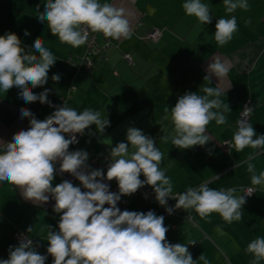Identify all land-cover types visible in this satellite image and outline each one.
I'll return each mask as SVG.
<instances>
[{"label": "crops", "instance_id": "crops-1", "mask_svg": "<svg viewBox=\"0 0 264 264\" xmlns=\"http://www.w3.org/2000/svg\"><path fill=\"white\" fill-rule=\"evenodd\" d=\"M45 2L0 0V35L16 33L29 48L39 37L57 60L49 70L47 84L33 89L37 94L49 89L51 107L39 101L25 103L16 87L7 93L0 92V139L10 141L14 133L28 127L29 120L17 115L21 107L43 119L63 99V104L77 111L90 108L110 120V126L102 134L94 125L86 130L79 141L80 150L102 156L106 149L126 140L128 127L139 128L152 137L164 155L161 168L172 180L174 194L202 183L216 189L236 188L238 195H242L241 189L251 186L244 161L253 150L245 148L237 153L224 143L232 140L246 102L253 108L248 121L258 135L264 134V0H248L247 11L238 9L232 14L226 13L223 0H202L209 5L213 17L205 25L184 13V0H107L132 13L129 19L133 35L130 39L112 40L97 33L100 45L109 44L103 53L93 56L89 70L78 66L84 45L79 48L62 45L47 29L46 22L38 20ZM149 7L156 9L154 14H148ZM231 15L236 16L238 31L231 41L218 46L214 39L216 20ZM155 27L163 29L157 41L144 39ZM25 30L30 34L25 36ZM124 53L131 55L132 64L124 59ZM213 56L226 60L230 71L221 80L212 75L209 82L204 77ZM53 74H59L61 79L53 81ZM201 86L225 90L220 99L230 108L225 113L228 123L218 126L212 121L206 133L212 139L205 146L177 149L170 139H163L172 131L170 121L163 119L164 109L166 106L171 109L179 96L198 92ZM251 162L257 174L264 171V152L256 153ZM140 178L144 179L142 175ZM61 181L56 176L53 183ZM145 188L154 194L151 187ZM54 203L50 199L47 204L34 205L25 201L13 185L0 183V259L7 258L9 247L18 244L15 231L25 233L34 246L39 245L37 251L46 254L47 225L56 229L60 217L52 210ZM122 204L125 210L145 213L153 210L163 215L169 228L167 240L172 244L196 241L188 246L189 252L194 260L202 254L209 264H251L252 256L245 252L247 244L256 236H264V188L260 187L246 197L241 221L232 224L225 223L216 213L208 219L182 209L178 210L180 215H169L164 207L139 195L122 197ZM188 214L192 220L187 219ZM218 226L225 235L216 231ZM29 227L33 229L31 233L27 232ZM46 264H52V257H48ZM197 264L204 262L198 260Z\"/></svg>", "mask_w": 264, "mask_h": 264}, {"label": "clouds", "instance_id": "clouds-1", "mask_svg": "<svg viewBox=\"0 0 264 264\" xmlns=\"http://www.w3.org/2000/svg\"><path fill=\"white\" fill-rule=\"evenodd\" d=\"M223 6L228 14L249 8L248 0H223ZM182 9L201 24L212 22L210 7L202 0H184ZM155 11L149 7L148 14ZM131 15L124 7H116L107 0L103 3L46 0L37 17L40 22H46L47 29L62 45L79 48L86 44L90 33H101L112 40L130 39ZM215 29L214 39L222 47L238 31L236 16L218 18ZM29 34L25 30L24 35ZM56 61L39 37L29 48L16 33L0 35V92L7 93L16 87L25 103L39 101L51 107L49 89L38 94L33 89L47 84L49 70ZM206 71L204 80L210 82L212 75L221 80L230 71V64L213 56ZM51 79L58 82L61 77L53 74ZM224 94L225 90L218 86H201L198 92L179 96L171 109L167 106L164 109L163 119L170 121L172 131L163 139H170L180 150L208 144L212 139L206 134L208 125L212 121L218 126L228 123L225 113L230 108L220 99ZM252 111L251 107L243 109L232 140L225 142L237 153L245 148L253 150L244 161L251 186L246 191L241 189L244 194L238 195L236 188L216 189L208 183L174 194L172 180L161 168L162 151L152 137L136 127H128L126 140L111 147L106 172L102 168L93 169L88 164L89 153L80 149L71 151L70 145L78 143L77 134L84 135L93 125L97 132L104 133L110 126L106 116L90 108L77 111L66 103L55 106L43 119L37 118L29 108H21L20 116L27 118L29 125L14 133L10 141L0 139V183L13 185L25 201L34 205L54 200L53 211L61 215L56 229L47 225L46 254L37 251L39 245L34 246L31 238L22 236L17 245L9 247L7 258L0 259V264H46L49 256L52 264H197L198 260L209 264L202 254L194 260L189 252L188 246L196 241L172 244L167 240L169 228L163 215L153 210L121 211L117 205L122 197L149 186L155 200L169 215L182 209L195 212L201 219L216 213L227 224L241 221L246 197L257 187L264 188V171L257 174L251 162L256 153L264 152V134L258 135L247 119ZM63 173L79 181V186L68 179L54 185L56 175ZM113 180L118 192L110 190L108 182ZM169 199L176 201L174 206H168ZM187 219L193 217L188 215ZM32 230L29 227L27 232ZM216 231L225 235L219 226ZM245 252L252 256L251 264H264V236L252 239Z\"/></svg>", "mask_w": 264, "mask_h": 264}, {"label": "built area", "instance_id": "built-area-1", "mask_svg": "<svg viewBox=\"0 0 264 264\" xmlns=\"http://www.w3.org/2000/svg\"><path fill=\"white\" fill-rule=\"evenodd\" d=\"M162 33H163V29L162 28H156L155 27V28L149 30L143 36V38L146 39V40L157 41V39L162 35ZM108 44L109 43L107 42L104 46H101L99 44V42H98V39H97V33H90L89 39L86 42V44L84 45V51H83V53L80 56H78V60H79L78 61V66H81V67H83L86 70H89L92 67V65H93V56L94 55H99V54L103 53L104 49L108 46ZM123 57L127 61L128 64H132L133 63L132 58H131V55L129 53H124L123 54ZM63 102H64V100L62 99L61 102L59 104H56L55 106H62L63 105ZM55 106L53 107V111L55 110ZM245 107H250L249 103L246 102L243 105V109ZM21 108H26V107H21ZM20 109H18L17 115H18V117L20 119H22L21 116H20ZM243 109H242V111H241V113L239 115V119L241 118V116L243 114ZM248 117H247V119H248ZM22 120H28V119L27 118H23ZM81 137H82V135L77 134L78 141H80ZM227 146H229V145H227ZM78 149H79V142L70 145V150L71 151H75V150H78ZM109 152H110V150L109 149H106L105 153L102 156H98V155H96V154H94V153H92V152L89 151L88 152L89 153L88 164L93 169H95V168H102L106 172V170H107V164L109 162L108 161V153ZM57 168H59V164L58 163H57ZM56 176L59 177L61 180L68 179L73 184L76 183L77 186H79V181H77L74 177H72L68 173L57 174ZM105 182H107V181H105ZM108 183H110V190L112 192H118V186H117V183L115 182V180H113L111 182H108ZM248 187H250V186L244 187L243 190L246 191ZM82 190H84V189H82ZM243 194H244V192H242V195ZM136 195L142 196L145 199V201L152 202V203H158L155 200V194H151L145 187L140 188L136 193H134V194H132L130 196L131 197H134ZM169 201L171 202V204H169L168 206H174L175 205V204L172 203V200L171 199H169ZM117 206L121 209V211L125 210V208H124V206L122 204V198H121V201L118 203ZM105 207H107V205H105ZM52 210H53V206H52ZM166 214H168V213L166 212ZM173 214L180 215L178 213V210H176ZM59 215H61V214H59ZM188 215H190V214H188ZM188 215H187V217H188ZM175 226L176 225H173V227H175ZM22 236H27V235H25V233H23L22 231H15L14 237H15V240L17 241V243H19V241H20V239H21Z\"/></svg>", "mask_w": 264, "mask_h": 264}, {"label": "rangeland", "instance_id": "rangeland-1", "mask_svg": "<svg viewBox=\"0 0 264 264\" xmlns=\"http://www.w3.org/2000/svg\"><path fill=\"white\" fill-rule=\"evenodd\" d=\"M74 185H77L76 183H74Z\"/></svg>", "mask_w": 264, "mask_h": 264}, {"label": "trees", "instance_id": "trees-1", "mask_svg": "<svg viewBox=\"0 0 264 264\" xmlns=\"http://www.w3.org/2000/svg\"><path fill=\"white\" fill-rule=\"evenodd\" d=\"M98 39V38H97ZM99 42V41H98ZM102 46V45H101ZM104 46V45H103ZM104 52V51H103Z\"/></svg>", "mask_w": 264, "mask_h": 264}]
</instances>
